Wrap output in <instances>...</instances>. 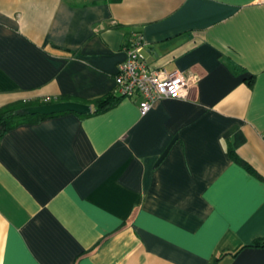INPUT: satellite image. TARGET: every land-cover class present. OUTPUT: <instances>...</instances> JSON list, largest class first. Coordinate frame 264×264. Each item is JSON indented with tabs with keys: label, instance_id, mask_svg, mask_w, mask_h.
Returning <instances> with one entry per match:
<instances>
[{
	"label": "crops",
	"instance_id": "1",
	"mask_svg": "<svg viewBox=\"0 0 264 264\" xmlns=\"http://www.w3.org/2000/svg\"><path fill=\"white\" fill-rule=\"evenodd\" d=\"M134 33L196 88L4 134L0 264H264V0H0V109L116 96Z\"/></svg>",
	"mask_w": 264,
	"mask_h": 264
},
{
	"label": "built area",
	"instance_id": "2",
	"mask_svg": "<svg viewBox=\"0 0 264 264\" xmlns=\"http://www.w3.org/2000/svg\"><path fill=\"white\" fill-rule=\"evenodd\" d=\"M125 60L115 76V93L118 98H141L139 110L145 115L153 104L162 99H187L198 84V77L191 72L152 70L144 57V41L134 33L124 49Z\"/></svg>",
	"mask_w": 264,
	"mask_h": 264
},
{
	"label": "trees",
	"instance_id": "3",
	"mask_svg": "<svg viewBox=\"0 0 264 264\" xmlns=\"http://www.w3.org/2000/svg\"><path fill=\"white\" fill-rule=\"evenodd\" d=\"M246 83L248 86H251L253 83V78L246 79ZM122 98H118L114 95L106 96L104 98H99L93 100L91 102H82L83 104L89 105L92 108L91 114H101L109 109L113 108L118 101ZM60 101H74L71 98H62L60 100L54 101H35L30 103H21L11 107H6L0 109V140L8 131L21 126V125H29V124H37L43 120L64 116V115H71L73 113H60L54 114L50 116H41V115H21L19 111L23 108L30 107V106H38L48 103L60 102ZM77 102V101H75ZM81 116V115H78ZM229 156L235 160L236 162L244 165L242 161L238 159L235 152L233 150H229ZM245 248H254V249H263L264 248V238L253 242L249 246H243L239 248L236 252L231 253L233 256H237L239 252ZM223 255V254H222ZM227 255V254H224Z\"/></svg>",
	"mask_w": 264,
	"mask_h": 264
},
{
	"label": "water",
	"instance_id": "4",
	"mask_svg": "<svg viewBox=\"0 0 264 264\" xmlns=\"http://www.w3.org/2000/svg\"><path fill=\"white\" fill-rule=\"evenodd\" d=\"M60 113H73L76 115H89L92 113V108L89 105L81 104L73 101H60L48 103L38 106H30L19 111L21 115H41L50 116Z\"/></svg>",
	"mask_w": 264,
	"mask_h": 264
}]
</instances>
